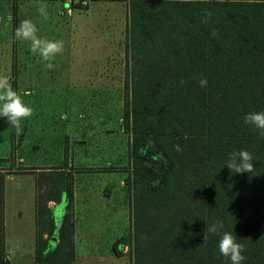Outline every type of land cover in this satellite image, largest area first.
Segmentation results:
<instances>
[{
  "label": "trees",
  "instance_id": "1",
  "mask_svg": "<svg viewBox=\"0 0 264 264\" xmlns=\"http://www.w3.org/2000/svg\"><path fill=\"white\" fill-rule=\"evenodd\" d=\"M125 38L133 264H231L219 235L203 243L217 221L244 245L241 264H264V138L243 120L264 111V0H129ZM242 149L252 173L224 166ZM56 172L54 207L34 200L35 264H75L73 174Z\"/></svg>",
  "mask_w": 264,
  "mask_h": 264
},
{
  "label": "rangeland",
  "instance_id": "2",
  "mask_svg": "<svg viewBox=\"0 0 264 264\" xmlns=\"http://www.w3.org/2000/svg\"><path fill=\"white\" fill-rule=\"evenodd\" d=\"M128 1L0 0V75L11 77L13 90L33 109L19 131L0 117V248L5 257L10 247L24 256L23 264H33V255L31 263L28 257L46 217L41 214L36 221L34 200L38 194L52 208L48 183L61 168L73 174L79 250L97 244L105 255L99 264H133L131 133L125 117ZM42 4L47 19L38 12ZM24 19L36 24L40 37L63 40L53 70L45 69L29 42L15 39ZM37 179L42 184L36 188ZM115 241L116 249L122 245L120 255L113 252ZM77 264H84L80 257Z\"/></svg>",
  "mask_w": 264,
  "mask_h": 264
},
{
  "label": "clouds",
  "instance_id": "3",
  "mask_svg": "<svg viewBox=\"0 0 264 264\" xmlns=\"http://www.w3.org/2000/svg\"><path fill=\"white\" fill-rule=\"evenodd\" d=\"M47 5L38 7L39 14L44 18H48ZM210 11L205 12L206 17H210ZM215 36V32L212 33ZM14 37L17 40L27 41L30 44V51L40 57L44 62L46 70H53L55 57L63 52L64 42L59 39H47L38 35L36 24L30 19L21 20L19 26L14 31ZM183 83V81H181ZM200 87L207 86V79L198 78ZM33 114V109L27 106L21 96L13 90L11 77L9 75H0V117L6 118L8 123L20 130L21 120L27 119ZM245 124L252 125L259 130L260 137L264 138V111L249 112L243 117ZM253 155L247 150L232 151L228 155L225 162L231 172L242 174L252 173L254 171ZM224 225L222 221H217L208 225L203 234V243H206L209 235H219L218 250L221 255L227 257L231 264H241L245 260L242 255L244 245L237 242L236 237L231 232L223 231Z\"/></svg>",
  "mask_w": 264,
  "mask_h": 264
},
{
  "label": "crops",
  "instance_id": "4",
  "mask_svg": "<svg viewBox=\"0 0 264 264\" xmlns=\"http://www.w3.org/2000/svg\"><path fill=\"white\" fill-rule=\"evenodd\" d=\"M68 0H64V3L67 4ZM0 15H2V10L0 9ZM54 207V203L52 204V208ZM77 242V233L75 232V264H77V261L82 260L84 264H99V262H102L104 260V256L101 254V248L97 244H90V245H84L82 249L79 250L78 245L76 244ZM8 250L10 252H8ZM13 250L9 247H6L4 249L6 259L8 260L9 264H23L24 262V256H20L18 254H15L16 252H12ZM80 252V254H78ZM18 256L19 258H14L15 256ZM31 255H33V264H35L34 261V252L33 254H29L28 260L31 263ZM79 255V256H78ZM114 256L111 255L109 256L110 261H114Z\"/></svg>",
  "mask_w": 264,
  "mask_h": 264
}]
</instances>
